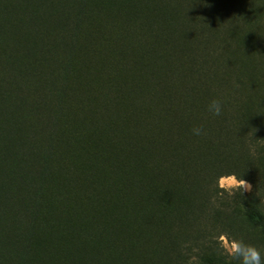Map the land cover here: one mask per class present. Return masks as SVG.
I'll return each instance as SVG.
<instances>
[{"label":"trees","instance_id":"16d2710c","mask_svg":"<svg viewBox=\"0 0 264 264\" xmlns=\"http://www.w3.org/2000/svg\"><path fill=\"white\" fill-rule=\"evenodd\" d=\"M85 4L0 0L5 209L19 205L48 237L55 232L52 219L33 209L63 215L60 247L70 254L61 264H154L152 211L159 192L176 201L172 209H243V221L264 233L257 210L264 206V115L240 99L243 83L228 80L223 55L230 43L218 23L248 21L259 32L264 0ZM23 20L35 30L25 34ZM44 23L49 28L39 31ZM96 68L95 82L82 92L83 77H94ZM18 76L27 81L25 98ZM213 100L221 103L219 116L208 110ZM233 174L251 185L249 194L218 196L217 179ZM33 241L24 246L31 260L48 247L37 235ZM195 241L184 249L163 244L157 264H228L218 242Z\"/></svg>","mask_w":264,"mask_h":264},{"label":"rangeland","instance_id":"374dc122","mask_svg":"<svg viewBox=\"0 0 264 264\" xmlns=\"http://www.w3.org/2000/svg\"><path fill=\"white\" fill-rule=\"evenodd\" d=\"M92 0H86L85 6L91 7ZM232 19V18H231ZM50 25H54L56 21L51 20ZM74 20L70 19V23L74 24ZM248 21L240 23L239 26L234 20L219 19V29H221L222 40H228L230 48L223 55L226 60L225 74L231 83L244 84L246 89L241 90L239 94L244 102L249 103L248 111H258L260 115H264V25L260 27L259 32H254L249 29ZM246 24L244 27L243 24ZM23 27L27 28L25 34L31 33L35 30L29 29L27 20L22 21ZM235 25V26H234ZM47 25L39 26L38 30H46ZM109 72H112L107 64ZM97 69L93 72L94 77H83L80 90H85L86 83H94L97 77ZM17 84L19 86L18 92L25 98L27 81L25 77L18 76ZM93 89V88H92ZM15 95V94H14ZM27 104L31 95L27 92ZM18 96L15 95V99ZM87 102H91L92 98H87ZM11 103L15 101L11 100ZM23 114L29 116L28 108L23 107ZM6 147L5 143L0 141V149ZM1 152V150H0ZM9 170V169H8ZM158 186V181L154 183ZM250 189L242 191L243 194H249ZM55 188V187H54ZM46 190L44 202L49 201L56 189ZM15 188L7 190L11 195L15 194ZM14 191V192H13ZM52 191V194L51 192ZM23 193V192H22ZM9 196V201L12 197ZM24 195L17 200L22 202ZM14 201V200H13ZM203 205L201 200H196ZM161 202L166 209H159ZM10 203V202H9ZM11 204V203H10ZM176 201H172L162 192L156 193L154 201V209L152 211V231L151 241L153 242L152 255L154 264H157L161 259L160 248L163 244L175 242L179 248L184 249L191 239L198 240H214L219 243L218 237L226 235L229 241L237 240L246 245L255 247L261 256L262 264H264V233L259 229L253 228L242 219L243 209H209L205 205L198 207V209H172ZM8 201L0 197V264H61L62 261L70 254L60 247L62 244V234L60 233L62 216L56 215L55 209H33L40 210L47 214L52 219L54 231L51 237H48V232L43 231L38 225H32L28 214L24 209H19V205L15 209H5ZM264 215V206H259L257 209ZM46 211V212H44ZM42 214V213H41ZM39 214V215H41ZM228 230L231 234H228ZM34 235L38 236L40 244L48 245L47 248L35 250L34 258L31 260L27 258L24 246L27 240L33 241ZM121 240L126 242V238ZM34 242V241H33ZM198 243L197 241H195ZM221 247L222 256L228 264H240L238 258L230 256L219 243ZM169 250V248H168ZM171 250V249H170ZM170 252V251H169ZM82 259V258H79ZM166 264H175V260Z\"/></svg>","mask_w":264,"mask_h":264},{"label":"clouds","instance_id":"9594fccd","mask_svg":"<svg viewBox=\"0 0 264 264\" xmlns=\"http://www.w3.org/2000/svg\"><path fill=\"white\" fill-rule=\"evenodd\" d=\"M213 115L219 116L221 114V103L213 100L208 109ZM195 135H200V129H193ZM217 195L223 196L225 193L229 196L235 195L242 191H247L250 186L247 182L240 177L233 175L220 176L217 179ZM215 203V201H213ZM219 243L224 250L233 258H238L240 264H262L259 251L250 245H246L241 241H229L226 235H220L218 238ZM192 259H195L194 257Z\"/></svg>","mask_w":264,"mask_h":264}]
</instances>
